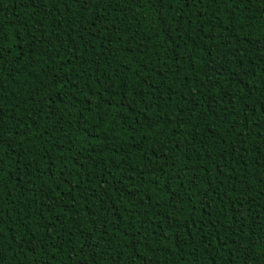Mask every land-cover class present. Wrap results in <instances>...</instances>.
I'll use <instances>...</instances> for the list:
<instances>
[{
	"label": "trees",
	"instance_id": "obj_1",
	"mask_svg": "<svg viewBox=\"0 0 264 264\" xmlns=\"http://www.w3.org/2000/svg\"><path fill=\"white\" fill-rule=\"evenodd\" d=\"M0 161V264H264V0H0Z\"/></svg>",
	"mask_w": 264,
	"mask_h": 264
},
{
	"label": "snow or ice",
	"instance_id": "obj_2",
	"mask_svg": "<svg viewBox=\"0 0 264 264\" xmlns=\"http://www.w3.org/2000/svg\"><path fill=\"white\" fill-rule=\"evenodd\" d=\"M78 3H82V4H85V3H90L91 0H77ZM213 2H215V0H213ZM86 10V9H85ZM0 163H2V161H0Z\"/></svg>",
	"mask_w": 264,
	"mask_h": 264
}]
</instances>
